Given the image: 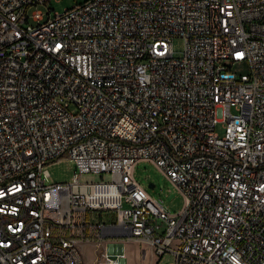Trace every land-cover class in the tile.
<instances>
[{"label":"built area","instance_id":"1","mask_svg":"<svg viewBox=\"0 0 264 264\" xmlns=\"http://www.w3.org/2000/svg\"><path fill=\"white\" fill-rule=\"evenodd\" d=\"M51 1L0 0V264H84L78 244L93 240L107 242L102 264H126L125 239L174 264H264V0H83L28 14ZM62 156L73 179L49 182L42 167ZM140 160L182 209L134 179Z\"/></svg>","mask_w":264,"mask_h":264},{"label":"rangeland","instance_id":"2","mask_svg":"<svg viewBox=\"0 0 264 264\" xmlns=\"http://www.w3.org/2000/svg\"><path fill=\"white\" fill-rule=\"evenodd\" d=\"M83 0H52L50 4L32 5L27 9L28 14L34 10H40L44 13V18L47 17V9L50 7L54 11L61 12L65 8L71 7L74 3L82 2ZM53 13V11H51ZM29 22L34 21L29 16ZM172 50L175 55H179L183 48V39L180 36H174L171 40ZM232 70L236 74L248 72V67L245 63H238L232 66ZM216 131L222 135L224 130L220 123L216 125ZM42 173L47 177L49 182H70L76 172L75 163L67 156L59 157L51 162L46 163L42 167ZM134 179L147 191L148 195L154 199L161 200L163 206L170 213L178 212L182 209L184 199L177 187L167 179L157 167L146 160L138 161L133 169ZM108 180L109 174L103 173L101 176L98 173H82L78 179L81 182H93ZM152 183V187L148 185ZM100 219L104 223H112L115 221V212L101 211ZM126 264H155L158 260L157 255H153L149 246L141 241L123 240ZM84 264H102V252L104 251L106 241H82L79 242ZM175 255L171 252H166L159 260L158 264H174Z\"/></svg>","mask_w":264,"mask_h":264},{"label":"water","instance_id":"3","mask_svg":"<svg viewBox=\"0 0 264 264\" xmlns=\"http://www.w3.org/2000/svg\"><path fill=\"white\" fill-rule=\"evenodd\" d=\"M153 186V184L152 183H150L149 185H148V187H152Z\"/></svg>","mask_w":264,"mask_h":264}]
</instances>
